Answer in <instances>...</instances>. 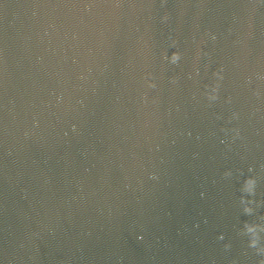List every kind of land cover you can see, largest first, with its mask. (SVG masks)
<instances>
[{
  "label": "water",
  "instance_id": "95a60500",
  "mask_svg": "<svg viewBox=\"0 0 264 264\" xmlns=\"http://www.w3.org/2000/svg\"><path fill=\"white\" fill-rule=\"evenodd\" d=\"M249 239L264 0H0V264H261Z\"/></svg>",
  "mask_w": 264,
  "mask_h": 264
},
{
  "label": "clouds",
  "instance_id": "9594fccd",
  "mask_svg": "<svg viewBox=\"0 0 264 264\" xmlns=\"http://www.w3.org/2000/svg\"><path fill=\"white\" fill-rule=\"evenodd\" d=\"M168 59H169V61H170L171 63H176V62L178 61V59H179V54L173 52V53L171 54V56L168 57ZM150 86H153V85H150ZM210 98H211V99H215L214 96H212V97H210ZM255 183H256V181H255L254 178H252V177H248V178H246V179L244 180L243 184L241 185V189L244 188L245 186H247L248 184H253V185H255ZM252 195H254V193H253ZM241 198H242V197H241ZM243 212H244L245 214H249L250 209H249V208H244V209H243ZM253 227H259V225H258V224L253 225V224H249V223L245 222V223H244V226H243V232H244V234L247 235V233L250 232V231L252 230ZM258 233H259V232H258ZM258 233H257V235H258ZM221 238H222V237H221ZM248 244H249V247L256 248L258 253H260V254H264V253H262L261 251L258 250V247H257L258 242H257V241H252L251 239H249ZM225 247H227V245H225ZM261 264H264V260L261 261Z\"/></svg>",
  "mask_w": 264,
  "mask_h": 264
}]
</instances>
